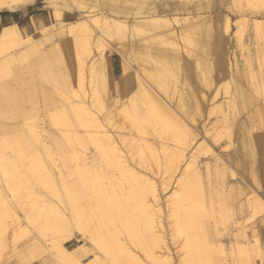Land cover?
Masks as SVG:
<instances>
[{"label": "rangeland", "instance_id": "374dc122", "mask_svg": "<svg viewBox=\"0 0 264 264\" xmlns=\"http://www.w3.org/2000/svg\"><path fill=\"white\" fill-rule=\"evenodd\" d=\"M95 1L98 3L92 6L91 9L95 10L93 11L94 13L104 12V16H107L113 10H117L116 7L120 5L122 7L129 6L135 10L138 6L144 4L143 0H140V2L129 0L126 4H123L124 2L120 3L119 0V2H113L114 0ZM238 1L236 5L233 3V0H220V9L214 13L210 11L211 0H198L200 3L195 8L193 7V4H195L194 0H180L184 10L182 14L187 15L189 13L191 16L198 17V24L190 27L188 31L189 34H192L193 41L191 45L187 44V40L182 33H177V35L173 36L169 32H159L145 36H138L132 32H126L120 36L115 34L113 37L105 36V38L100 39L101 43L104 42L106 44L107 42L108 46L113 44V46L118 48L121 46L120 49L127 48L126 51H129V53L131 51V56L129 60H124L112 48L110 49L109 47L105 50L104 56L107 59V61L105 60L107 64H104V71L106 73L107 85H101L102 88L98 86L94 100L92 98L94 90L90 86V72L88 68L84 71L86 75V95L83 93V86H79L81 70L76 53L81 54V57L87 63L90 59L88 57V51L91 49L93 53L94 50L96 51L97 48H100L101 43L97 42L92 47H88L89 49L80 45L71 47L70 49V46L65 48L61 42L57 41L56 43L58 45L55 47L49 46L44 50L38 49L40 48V41L46 35L45 32L52 29L58 23L55 20L56 7L63 10L62 20L66 26H70L82 19L79 16V11L88 12L90 9L86 7L79 9L83 5L82 0H36L32 6L30 5L31 7L27 12H23L25 16H22L17 23L24 28L25 37L31 42L12 48L7 52L9 53L8 64L10 66V74L6 75L7 73L4 72L0 78V163L4 164L7 170L13 171V173L17 172L20 176H26L29 173L28 166L31 164L32 159L37 152L40 153L44 163L55 179L58 189L61 191L63 201L59 203L56 197L46 190L42 191V188L36 183L33 186L22 184L17 188L16 193H12L10 189H5V185L0 182V264H20V251H14V245L16 243L21 245L28 241L30 237L35 236L33 233H30L31 229L27 230V220H24L22 224L20 223L21 225L19 224V227H21L18 230L20 231L18 232L19 234L14 233L10 226L13 222V218L11 217L13 213L10 210L12 212L14 209L20 211L21 205H27V203L30 204L32 202H36L38 206L39 202L42 203V197H40L42 192L49 194L46 197L49 198V201L54 206L61 205L60 207L64 209H70V199L72 196H69V193L73 192L72 194L77 195L83 191L89 195L91 192L90 186L85 179L96 180L101 178L107 188H112V186L117 187L120 184L121 187H128L126 178L123 179L125 177L123 173L118 168L112 167L108 162V158L103 157L98 152L95 143L89 136L87 128L83 126L84 123L77 118L75 108H77L78 103L87 104V107L93 112L94 117L98 118L112 133L115 142L124 152V156H126L125 159L129 165L127 169L143 176V179H146L147 176V180L153 178L156 182L161 195L160 202L162 206L159 213V219L161 220L159 230L162 232L160 235L167 244L169 251H171L170 253L175 264H179V258L183 255L182 248L187 237L184 234L185 236H175L176 238H174V230H172L170 225V210L173 209V205L171 201L169 202V199L171 200L172 193L178 187L177 182L187 176V174H183V169L187 165L191 166L189 174L196 178L197 185L199 188H202L203 195L207 199L205 203V207L207 208H205V216L201 218V223L206 231L205 234L208 237L209 245L213 252V256L211 254L209 257L212 256V259L214 256L216 259L219 255L222 257L223 260L221 257L215 260L214 257L215 264H247L245 263L247 261L250 264H253L254 261L257 264L260 263L259 251L256 252L257 250L254 248V244L255 238H257L255 237V232L260 235L261 244L264 243V212L259 218L253 216L246 202L249 198L253 200L254 194L260 195L264 199V0ZM231 4H234V6ZM121 9L123 8H118V10ZM199 14L204 16L199 17ZM32 19L36 23H33ZM3 24H0V30L4 26ZM143 43L146 44L145 46L148 49L152 48V51L148 52L144 47L142 50ZM49 49L55 51L52 54L54 59L45 62L41 60V56L45 50L49 51ZM249 49L251 50L249 51ZM139 51L142 52V55L137 58L136 54ZM58 52L59 55L61 54L60 56L57 54ZM4 56L6 55L4 54ZM148 57L153 59L155 64L149 61ZM178 57L179 59H177ZM175 59L179 60V63L173 64ZM109 60H111L112 64H110ZM159 61L167 62L164 64L165 66H161L158 65ZM109 66L111 68L110 70L108 69ZM126 66L129 67L134 77L133 80H136V75H143L144 79L161 97L160 99L174 108L179 118L190 129L192 128L194 130V137L189 138L191 139L190 143L192 145L196 141H205L195 156L189 153L192 148L190 145L185 157L183 159L180 157V161L182 162H180L179 171L176 169L178 171L177 173L174 168H170L173 166L169 164V160L170 157L176 156H171V153L175 154V151L177 154L180 151L176 145L182 139L181 133L177 131L175 133L166 131L169 135L172 134L169 137L168 134L165 132L162 133V130H160L161 128L159 126L163 124V119L160 121L154 119L149 120V117L146 116V120L141 121L140 117L136 116L134 111H130V115H125V113L120 114L119 112L123 107L124 100H130L128 96L131 92H135V94L137 92L139 94L137 103L144 106L146 111L148 108L153 107L154 109L160 107L156 100L150 101L143 93L140 95L137 87H132L131 90H127L126 87L119 88V82ZM146 67H148L151 74L153 68L162 72L163 82L170 87L169 91H164L153 78H150L144 72L147 69ZM232 74L236 77L234 75L232 76ZM232 77L236 80L232 79ZM151 79L152 81H150ZM229 80H231V88H226L224 82L226 83ZM234 81L235 83H233ZM43 88L48 91V95L54 100V103L50 107L46 104L47 97L43 93ZM74 90L76 91L74 92ZM191 90L194 94L190 92ZM174 92L176 93L174 94ZM201 92L206 93V99H203ZM169 96L170 98H168ZM172 97L174 98L172 99ZM10 99L14 103L9 104ZM181 101L183 106L185 103L187 104V107L185 106L186 109L182 107ZM114 104H117V106L115 107ZM209 107L214 109H210V112ZM64 111L67 112L69 119H71L70 121H72L74 133L70 131V125L67 122L65 124L66 134L58 130L52 123L51 116H55L57 113L60 114V112L63 113ZM107 121H109V124L111 122V124L108 125ZM120 128L123 129L121 130ZM219 128L222 130H219ZM127 129L128 131H132L127 132ZM34 130L36 135L38 134L40 137L43 135V137L45 136L48 139L51 146L48 152H45L42 146H39L25 150V153H13L12 147L19 146L24 140L40 143L33 136ZM175 135H178V139ZM140 137H145L146 145L151 146L152 151H155L157 155L159 154L158 156L160 157H156L157 159L160 158L158 159V163L160 162L158 165L161 166L159 173L157 171L159 166L157 167L154 163L152 164L154 161H151V153L144 152V155H142V158L144 157L145 161H148L145 164L143 159L138 155L140 152L137 151L136 147L139 148L141 143V146H145L144 139ZM76 138H78V141L74 140ZM148 138L150 140H147ZM193 138L196 140L194 141ZM150 143L152 145L154 144V146ZM132 148L133 153L131 151ZM244 150H248L247 155ZM168 151L173 152L169 153ZM253 151L254 156L252 155L251 157ZM80 153L85 156L86 161L90 163L93 161L94 163L88 169L90 173L88 177L82 176L81 170H83L82 163L84 162L82 157L79 156L81 155ZM163 154L166 158H163ZM193 157L195 158L193 159ZM133 158H135V161L132 160ZM140 160H142L141 162L143 164L139 162ZM164 174L166 175L165 177H163ZM189 177L191 178L192 176ZM171 178L172 180H170ZM143 179L140 181L145 182ZM122 181L123 183H121ZM163 181H166V185ZM108 184H110V187ZM66 186L69 187L67 190ZM167 187L168 189H166ZM170 194L171 196H169ZM10 195L11 199H9ZM31 196L33 198H30ZM34 196H37V198ZM28 199H33V201L30 202ZM243 204L247 208L242 206ZM76 233V237L65 244L69 250H74L79 248L80 244H84L87 252L90 251L87 256H83L82 261L84 263L89 264L88 262L91 258H96L97 255L103 260V263L107 261L106 253L97 249V246L88 237L85 238L78 232ZM117 237L122 244L128 245L126 248L128 247L132 251V254L135 256L139 254L138 256L142 258L141 260L144 263L151 264L146 253L130 241L122 226V222L119 220L117 222ZM39 238V242L45 243V238L42 236ZM47 240L51 242V238H47ZM219 245H224V254L222 253L223 251H218L220 249ZM240 245L242 247H250L247 253L237 251ZM210 247L208 254H210ZM234 248L236 250L232 252ZM161 249H157V252L163 254L165 247ZM177 249L180 250V253ZM215 250V254L217 255H214ZM253 250H256L255 254ZM233 253L236 254L234 255ZM43 259H47L50 264H59L50 252L44 253L39 261ZM251 260L254 261L252 262ZM24 261L23 264H29L27 260ZM256 263L254 262V264Z\"/></svg>", "mask_w": 264, "mask_h": 264}, {"label": "bare ground", "instance_id": "6f19581e", "mask_svg": "<svg viewBox=\"0 0 264 264\" xmlns=\"http://www.w3.org/2000/svg\"><path fill=\"white\" fill-rule=\"evenodd\" d=\"M35 1L36 0H0V13L2 11H5V10H9V11L23 10V9L27 8L28 6L34 4ZM119 1H120V3L124 2L123 4H126V2H128L129 0H119ZM119 1L114 0L113 2H119ZM135 1L140 2V0H135ZM143 1H144V4L138 6L135 10H133L132 7L131 8L129 6L122 7V5H120V6L116 7L117 10H113L111 12L109 11L110 13H108L107 16H104L105 15L104 12L103 13H94L93 11H95V10L91 9V7L95 6L98 2H96L95 0H82L83 5L79 9H83L86 7L88 9H90V11H88V12L79 11L80 12L79 16H81L82 19H80L78 22H76L74 24H71L70 26H66L65 22L62 20L63 19L62 18L63 17V10L59 7H56L55 8V20L58 23L55 24L52 27V29H50V30L46 29L48 31L45 32L46 35L44 36V39L42 41H40V45H39L40 48H38V49L44 50V49L48 48L49 46L55 47L56 45H58L56 43L57 41L61 42L65 48H68L70 46L69 48L71 49V47H74L77 45L85 46L88 48V47H92L97 42L101 43L100 39L105 38V36L113 37V35H115V34H118L120 36L122 34H125L126 32H132L138 36H145V35L155 34V33H159V32H169L173 36L177 35V33H182L183 36L185 37V39L187 40V44L191 45V42L193 41L192 34H189L188 31H189L190 27H194L198 24V22H197L198 17L197 16H191V14H189V13H187V15L182 14V11H184L183 8L180 11H178L177 13H170V12L165 11V10L162 11L158 8L159 3H161V1H159V0H150L149 3H148L149 0H143ZM238 2H239L238 0H233V3H235L236 5ZM231 5L234 6V4H231ZM118 8H123V9L118 10ZM235 11L237 12V10H235ZM235 11H233V12L235 13ZM200 16H204V15L199 14V17ZM33 23H36V21L33 20ZM256 23L258 24V22H256ZM45 26H47V25H45ZM45 28H47V27H45ZM43 29H44V26H43ZM44 31H45V29H44ZM60 37H63V38H60ZM27 39L28 38L25 37L24 28H22V26H20L17 22H13V23L4 25L2 27V29L0 30V78L4 72L7 73L6 75L10 74L9 73L10 72V66L8 64L9 53H7V52L9 50H11L12 48L19 47V46H22L24 44L30 43L31 41H28ZM104 41H106V40H104ZM47 43H50V44H47ZM101 44L102 45L100 46V48H97L96 51L94 50L93 53H92L91 49L88 51V57H90V59L88 60L87 63L81 57V54L76 53L78 61H79V67L81 70V74H80L81 80L79 81L80 82L79 86L80 85L83 86V89H84L83 93L86 95V88H85L86 75H85L84 71L86 70V68H88V71L90 72V76H89L90 86H91L92 90H94V93L92 92L93 93V95H92L93 100L95 99L94 95L97 94L96 90H98L97 89L98 86H100L102 88V86H105V84H106V78H105L106 73L104 71V64L106 63L105 60L107 61V59L104 56L105 50L108 49L109 47H110V49L112 48V50H114L118 54H120L124 58V60H129V57L131 56V51H130V53H129V51H126V49H127L126 47H125L126 49H120L121 46L119 48L116 46H113V44H110L108 46L107 42H106V44L104 42H102ZM142 45H143L142 50L144 47V48H146V50L148 52L152 51V48L148 49V47L145 46L146 45L145 43H143ZM247 45H248V42H247ZM33 49H34V47H33ZM70 49H69V51H70ZM52 50H50V49H49V51L45 50L43 52L44 54L41 56V60H43L45 62L48 60L52 61L54 59L52 54L55 52ZM250 50L251 49H249V51ZM72 53H74V52H72ZM141 53L142 52L139 51L136 54V57L138 58L139 56H141L142 55ZM4 54L6 56H4ZM57 54L59 55V52ZM177 59H179V57ZM177 59H175L173 61V64L179 63V60H177ZM148 60L155 64L154 60L151 59L150 57H148ZM166 62L167 61H159L158 65L165 66L164 64ZM146 68L148 69V67H146ZM108 69L109 70L111 69L110 66L108 67ZM124 69H125L124 73H123L122 78L119 82L120 83L119 88L126 87L127 90H131L132 87H137L140 91V95H142V93H143V95L146 96L150 101L156 100L159 103L160 107L158 105L159 108L153 109V107H152V108H148L146 111V108L144 106H141L137 103V98L139 97V94L137 92H136V94H135V92H133V93L131 92L130 95L128 96V98H130V100L129 101L124 100L123 107L119 110L120 114L125 113V115H130V111H134L135 115L140 117L141 121L146 120V116L149 117V120L154 119L156 121H160L161 119H163L162 120L163 124L161 126H159L161 129L158 127L160 130H162L161 131L162 133L163 132L166 133V131L172 132V133H175L177 131V132L181 133L182 139H180V141L178 140L179 143L176 145V146H178V149L180 151L178 152L176 150L178 152L177 154L175 151H174L175 154H173V153L170 154L171 156L176 155V156L170 157V160H169L170 163L167 161L168 158L166 159L167 164L169 163L173 166L170 168L171 169L174 168L175 172L177 173L179 171L178 169L181 165L180 162H182V161H180V159L181 158L183 159L185 157L187 151H189L188 149H189L190 145L192 146V148L190 149L189 153L192 154L193 156H195L198 154V152H197L198 149L200 148L201 145H204L205 141L204 140L203 141L202 140L196 141L192 145L190 143L191 139H189V138L194 137V135H195V133L193 132L194 130H192V128L190 129L189 126L179 118L178 114H176V112L174 111V108H172L169 104H166L165 102L162 101V99H160L161 97L154 91V89L150 86V84L144 79L143 75L142 76L136 75L135 76L136 80H133L134 77H133L131 71L129 70V67L126 66ZM147 69L144 72L147 73V75L150 76V78H153V80H155V82L158 83L160 85V87L163 88L164 91H169L170 87L165 82H163L162 72L153 68L151 71L152 72V74H151L149 69L148 70ZM159 70H161V69H159ZM234 74H232V76ZM232 79L236 80L233 77H232ZM150 81H152V79ZM233 83H235V81ZM224 86L226 88H231L230 87L231 86V80H229L226 83L224 82ZM236 86L238 87V85H236ZM103 88H106V87H103ZM116 89H117V87H116ZM42 90H43V93L45 94V96L47 97V99H46L47 103L46 104L48 107H50L54 103V100L52 99L51 96L48 95L49 93L45 88H43ZM100 90H102V89H100ZM75 91L76 90H74V92ZM190 92H192V90ZM194 92H195V90H194ZM175 93L176 92H174V94ZM201 93H202L203 99H206L207 98L206 93H204V92H201ZM193 94H192V96H193ZM104 95H105V93H104ZM97 96H100V95H97ZM76 98H78V97H76ZM103 98H105V97H103ZM128 98H127V100H128ZM168 98H170V96ZM173 98L174 97H172V99ZM104 101H105V99H104ZM110 101H111V98H110ZM182 101H184V100H182ZM182 101H181V103H182ZM12 103H14V101H12V99H10L9 104H12ZM77 105H76L77 108H75L77 118L80 119L84 123L83 126H85L87 128L89 136L92 138L93 142L95 143L98 152L101 153V155L103 157L108 158V160H109L108 162L111 164L112 167L118 168L123 173V175L125 176L123 179L126 178L128 187H126V188L121 187V184H120L117 187L112 186V188H107V187H105L104 182H103V180H101V178H98V179L95 178L96 180L85 179L90 186L89 188H90L91 192L89 193V195H87L86 193H84L81 190H80L81 192H79L77 195L72 194L73 192L69 193V196H72V198L70 199V205H71L70 209L69 208L64 209V208L60 207L61 205H57V206L55 205L54 206L53 204H51L52 202L49 201V198L46 197V195L49 196V194L42 192V194H40V197H42V199H41L42 203L39 202L38 206H37L36 202H32L33 199L32 200L28 199L32 203H30V204L27 203V205L26 204L21 205L20 211H18L17 209L16 210L14 209L12 212V210H10L11 213H13L11 216L13 218L12 219L13 222L11 223L10 226L12 227L11 229H13L14 233H16L18 235L19 234L18 232H20L18 230L21 228V227H19V224L20 223L22 224L24 220H27L28 221V225L26 224L27 230L31 229L30 233H33L35 235L34 237H30L28 239V241L22 243L21 245L17 244V243L14 245V247H13L14 251H16V252L20 251L19 252L20 264H23V262H25L24 260H27V263H29V264L30 263L34 264L37 261H39L40 258L46 252H50L59 264H87V263H84L82 261V258H83V256H87L90 251L87 252L84 244H80L79 248H76L74 250H69L65 245L68 241H71L73 238L76 237V234H77L76 232H78L80 235H82L85 238L88 237L89 240H91L97 246V249H100L101 251H103L107 255L108 259L105 263H103V260L101 258H99V256L97 255L96 258H91V260L88 262L89 264H148V263H144V261L141 260L142 258H140L138 256L139 254L137 256L132 254L131 253L132 251H130L128 249V247L126 248V246H128V245L122 244V242L118 240V237H117V222H118V220L122 222V226H123L127 236L130 238V241H132V243L136 247H139L140 249H142L146 253L147 258L149 259L151 264H175L174 260L171 256V253H170L171 251H169L167 244L164 242L163 237L160 235L162 232L159 230L160 229L159 227L161 225V220L159 219V213L161 211L162 206H161V202H160L161 201V195L159 193L156 182L154 181L153 178L151 179L149 177L151 179V180L149 179L150 180L149 181V180H147L148 179L147 176H146V179L145 178L143 179V176H140L136 172L128 170L127 168L129 165L127 163L128 161L125 159L126 156H124V154H123L124 152L121 150V148L115 142L112 133L99 121L98 118L94 117L93 112L87 107V104L78 103ZM116 106H117V104L115 105V107ZM185 106L187 107V104L185 103V105L183 106V103H182V107L186 109ZM210 107H213V106H210ZM210 107H209V111H210V109H214V108H210ZM198 109H200V108H198ZM231 109H232V107H231ZM51 120H52L53 125L64 134L67 133L66 128H65V124L67 122L70 125V131L72 133H74L73 128H72V121H70L71 119H69V115L67 114V112L64 111L63 113L60 112V114L57 113V115L51 116ZM111 121H113V120H111ZM193 121H195V120L193 119ZM107 123H108V125L111 124V122L109 124V121H107ZM133 125H134V123H133ZM133 125H131V126H133ZM131 126H130V129H131ZM120 127H121V125H120ZM243 127H245V126H243ZM137 128H139V127H137ZM142 128H144V127H142ZM83 129H85V128H83ZM220 129L221 128H219V130ZM139 130H141V129H139ZM129 131L127 129V132H129ZM248 131H250V130L248 129ZM245 132H246V130H245ZM133 133H134V130H133ZM4 134H5V132H4ZM129 134H131V133H129ZM166 134H168V133H166ZM84 135H85V133H84ZM168 135H167V137H168ZM170 135H172V134H170ZM170 135H169V137H170ZM33 136L40 143L32 142L30 140L29 141L24 140L21 144H19V146H17V147L13 146L12 147L13 153L20 154V153H23L27 149H30L32 147L35 148V147H39V146H42V148L45 150V152H48L49 148L51 147L48 139L45 138V136L43 137V135L41 137L38 134L36 135L35 130L33 132ZM177 136L175 135L176 138H177ZM230 136H231V134H230ZM137 137H136V139H137ZM152 137H153V135H152ZM133 138L135 139V137H133ZM140 138H143V137H140ZM179 138H180V136H179ZM129 139H130V137H129ZM143 139L145 141L144 142L145 146L144 145L141 146L142 143L140 142L141 143L140 147H139L140 150H138L139 148L136 147L137 151L140 152V153H138V155L142 158V155H144V152L151 153V155H152L151 161H154V162H152V164L154 163V165L158 167L159 166L158 164L160 163V162L158 163V161H159L158 159H160V158L157 159L156 157H160V156H158L159 154L157 155L155 151L153 152L151 146L146 145V140H145L146 138L145 137ZM74 140L78 141V138H76ZM147 140H150V139L148 138ZM163 140H165V139H163ZM195 140L196 139H194V141ZM152 146H154V144ZM130 148H131V146H130ZM134 149H135V147H134ZM162 150H163V148H162ZM36 151H38V150H36ZM131 151L133 153V148L131 149ZM170 152H173V151H170ZM162 153H164V152H162ZM80 154L81 155H79V156L82 157L83 162H84V163H82L83 164L82 165L83 170H81L82 176L88 177V176H90L88 169L91 168L94 163H93V161H92V163H90L89 161H86L87 159L85 158V156L82 153H80ZM136 154H137V152H136ZM136 154L134 153V155H136ZM129 155H130V153H129ZM252 155L254 156V151L252 152L251 157H252ZM168 156H169V154H168ZM163 158H166V156L164 157V154H163ZM194 158L195 157H193V159ZM134 159L135 158H133L132 160H134ZM142 159H143L144 164H145V162H146L145 158L143 157ZM155 159H157V160L155 161ZM141 161L142 160H140L139 162H141ZM74 162H76V161H74ZM137 162H138V160H137ZM152 164H149V165H152ZM5 167L6 166L4 164H1V166H0V182H2L5 185V189L8 188V190L10 189L12 191V193L13 192L16 193L17 188H19L22 184H25V185L29 184L30 186H33V184L36 183L40 186V188H42L41 189L42 191H44V190L48 191L49 193H51L54 197H56L58 199L59 203H62L63 200H62L61 191L58 189L57 183L55 182V179L51 175L46 164L44 163V160L42 159L40 153L37 152L35 157L32 159L31 164L28 166L30 174L28 173L26 176L18 175L16 170H14L16 173H13V171H9V170H7V167L6 168ZM25 167L27 168V166H25ZM157 167H155V168H157ZM160 167L161 166H159L157 168L158 173H159ZM152 168H154V167H152ZM190 169H191L190 165L189 166L187 165V167H185L183 169V174L184 175L187 174L188 177L185 176L182 179H180L179 182L176 181L178 183L179 188L177 187L175 189L176 191L174 190L175 193L173 192L171 200L169 199V202L171 201V203L173 205V209L171 208L172 210H170V219H171L170 225H171L172 230H174L173 231L174 238H176L175 236H181V235L183 236L184 234L187 237L186 241L184 240L185 241L184 246L182 245L183 246V248H182L183 255H181V257L179 258L178 263L179 264H215V260H217L219 257H221L219 255V253L221 251H223L224 245L223 246L219 245L220 249L218 248L219 249L218 251L221 250L218 253L219 257H217V259H216V257L214 256L215 260H214V257L212 259L211 257L213 256V254H212L213 252H212V249L209 245L210 242L208 240L207 235L205 234L206 231L204 230V227L201 223V218L203 216H205V208H207V207H205L206 206L205 203H206L207 199L203 195L202 188L201 187L199 188V186L197 185L198 183H196L197 182L196 178L193 177V175L189 174ZM114 170H116V169H114ZM171 171H173V170H171ZM168 173H167V175H168ZM165 176L166 175L164 174L163 177H165ZM189 176H192V177L190 178ZM178 178H179V176H178ZM142 179H143V181L145 180V182H141L140 180H142ZM170 180H172V178ZM121 183H123V181ZM124 184H125V182H124ZM164 184L166 185V181L164 182ZM109 185L110 184H108V186ZM35 188L37 189V187H35ZM68 188L69 187L66 186V190ZM166 189H168V187ZM162 190H163V188H162ZM247 190H248V188H247ZM249 193H250V191H249ZM169 196H171V194ZM30 198H33V197L31 196ZM35 198H37V196ZM9 199H11V195L9 196ZM167 201H168V198H167ZM248 201H249V203H248ZM4 203H6V202H4ZM246 203H247L248 209H250L252 211L253 216L259 218L263 215L262 213L264 212V199L260 195L254 194L253 200L251 198H249ZM242 206H244V204ZM244 207H246V206H244ZM12 209H13V207H12ZM246 211H247V209H246ZM138 221H141V222L138 223ZM4 222H5V220H4ZM121 229H122V227H121ZM255 233H256L255 237H257V238H255L256 240H255L254 248L257 250V251L255 250L256 252L259 251V255H260V257H259L260 260L258 258H257V260L260 261L259 264H264V252H263L264 246H262V245H264V243L262 242L263 244H261L260 238H259L260 235L257 234V232H255ZM40 236H42L43 238L46 239L45 243L39 242ZM47 238H51V242L49 240H47ZM211 246H213V245H211ZM164 247H165V251L163 252V254L161 252H160L161 254L159 252H157V249H160V248L163 249ZM209 247L211 249L210 254H208L209 253V251H208ZM139 248H137V249H139ZM212 248H214V247H212ZM249 248L250 247H246V246L242 247L240 245L239 250H237V251H240L242 253H244V252L247 253ZM177 250L180 253V250L179 249H177ZM235 250L236 249L234 248V251H232V252H235ZM255 251L253 250L254 254L256 253ZM167 252H169V253L167 254ZM215 252H216V250L214 251V255H217V254H215ZM260 252H261V254H260ZM222 253L224 254V251ZM211 254H212V256L209 257V255H211ZM162 255H164V256H162ZM242 255H244V254H242ZM242 258L244 259V257H242ZM221 259H222V257H221ZM221 259H219V261H221ZM21 261H22V263H21ZM246 261H247V259H246ZM254 262L256 263V261H254ZM254 262H253V264H254ZM245 263L250 264V263H248V261Z\"/></svg>", "mask_w": 264, "mask_h": 264}, {"label": "crops", "instance_id": "0c3cea01", "mask_svg": "<svg viewBox=\"0 0 264 264\" xmlns=\"http://www.w3.org/2000/svg\"><path fill=\"white\" fill-rule=\"evenodd\" d=\"M194 1H195V4H193V7L195 8V6H197V4H199L200 2H198V0H194ZM31 6H29L25 10H21V11H9V10L2 11L0 13V24L4 23L3 25H7V24H10V23H13V22H18L22 18V16H25L24 15L25 13L23 14V12H27ZM158 8L160 10H162V11L165 10V11H168L170 13H177L183 7H182V4H181L180 0H163V1H161V3H159ZM219 9H220V0H211V2H210V11L216 13L217 11H219ZM109 61H110V64H112L111 60H109ZM119 86H120V83H119ZM247 151L248 150H244L246 155H247ZM35 264H50V262L47 259H43V260H41V261H39L38 263H35Z\"/></svg>", "mask_w": 264, "mask_h": 264}]
</instances>
